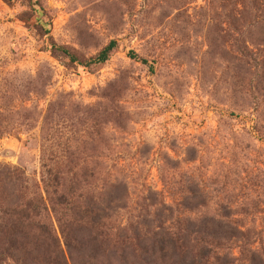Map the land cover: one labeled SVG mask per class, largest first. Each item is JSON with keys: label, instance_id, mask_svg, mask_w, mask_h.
<instances>
[{"label": "rangeland", "instance_id": "374dc122", "mask_svg": "<svg viewBox=\"0 0 264 264\" xmlns=\"http://www.w3.org/2000/svg\"><path fill=\"white\" fill-rule=\"evenodd\" d=\"M233 2L0 0V116L16 118L21 107L53 112L43 142L41 118L32 127L15 122L0 139V168L39 180L42 149L108 151L112 182L135 198L236 201L243 205L231 213L249 216L245 228L263 230L264 66L245 64L247 29L240 0ZM110 41L116 48L107 62L82 65ZM90 161L86 175L97 178L99 160ZM88 180L98 192L99 181ZM199 181L202 192L193 186ZM48 224L57 231L53 218ZM73 235L84 239V232ZM261 237L253 264L264 252ZM114 246L96 259L73 251L67 264H170L143 260L135 243L123 260ZM232 255L239 259L232 264H252L247 251Z\"/></svg>", "mask_w": 264, "mask_h": 264}, {"label": "trees", "instance_id": "16d2710c", "mask_svg": "<svg viewBox=\"0 0 264 264\" xmlns=\"http://www.w3.org/2000/svg\"><path fill=\"white\" fill-rule=\"evenodd\" d=\"M231 2L236 7V3ZM240 5L239 20L247 29V41L243 47L245 64L249 68H262L264 0H240ZM115 48L116 42L110 41L82 65L104 64ZM53 49L76 62L67 50L55 46ZM130 57L146 63L133 53ZM23 97L20 96L29 100ZM9 102L7 99L5 105ZM51 110L46 109L41 115V111L21 107L14 114L16 118L0 116V139L10 133L17 120L25 127H32L41 118L40 139L46 141L47 126L53 114ZM95 138L102 142V136ZM111 155L108 151L68 147L48 152L42 149L39 180L28 178L18 168L1 167L0 264H67L68 259L75 260L71 256L73 251H87V258L96 259L105 253L107 243L120 246L119 257L123 260L125 250L135 243L142 251L141 257L147 261L232 264L239 260L232 255V251L238 248L239 255L247 251L250 255L247 260L252 264L255 262L257 250L251 248L256 239L264 235V229L258 231L252 227L249 230L244 223L249 216L231 213V207L242 206V203L207 196L185 199L169 196L161 200L135 198L123 183L112 182L111 169L106 164ZM90 159L99 160L97 178L93 173L86 175L88 171L93 172L89 169ZM88 178L99 181L98 192ZM193 186L199 188L198 192L206 189L202 181ZM139 205L144 211L137 216L136 207ZM51 218L55 220L57 231L48 224ZM123 221L125 224H121ZM75 231L84 232V239L77 240L73 235ZM57 232L67 256L60 246ZM40 250L45 253L40 255ZM259 256V264H264V252Z\"/></svg>", "mask_w": 264, "mask_h": 264}]
</instances>
